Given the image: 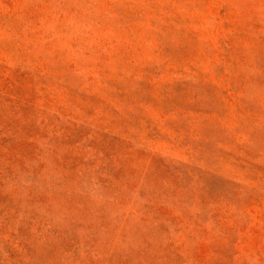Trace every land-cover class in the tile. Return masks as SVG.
<instances>
[{"label":"rangeland","instance_id":"rangeland-1","mask_svg":"<svg viewBox=\"0 0 264 264\" xmlns=\"http://www.w3.org/2000/svg\"><path fill=\"white\" fill-rule=\"evenodd\" d=\"M0 264H264V0H0Z\"/></svg>","mask_w":264,"mask_h":264}]
</instances>
